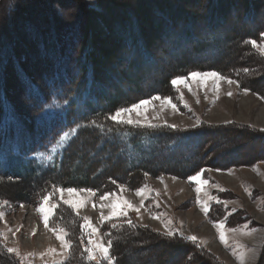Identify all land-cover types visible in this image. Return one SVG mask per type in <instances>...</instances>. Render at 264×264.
I'll use <instances>...</instances> for the list:
<instances>
[{"label":"trees","instance_id":"obj_1","mask_svg":"<svg viewBox=\"0 0 264 264\" xmlns=\"http://www.w3.org/2000/svg\"><path fill=\"white\" fill-rule=\"evenodd\" d=\"M68 1L0 0V199L37 202L54 185L100 194L115 189L113 181L132 186L145 176L186 177L202 169L200 157L206 151L200 148L208 134L201 128L122 125L109 118L138 100L171 97L173 78L212 71L264 96V55L245 43L261 39L264 32L263 1L151 0L149 7L139 9L127 0ZM141 11L158 16L144 27ZM232 17L241 26L232 24ZM152 31L161 33L156 40L150 38ZM17 35L25 38L24 51L17 47ZM249 57L256 62L233 65ZM111 58L124 65L107 74L105 64ZM152 72L156 78L143 83ZM236 130L218 131L228 140ZM190 147L196 155L183 154ZM80 159L87 168L78 167ZM61 205L54 218L69 221L63 223L72 240L71 259L65 264H88L83 253L87 241L80 244L76 237L79 217ZM115 224L108 237L115 264H142L125 258L124 237L129 235L163 244L171 255L184 256L192 249L187 242L180 241L183 247H175L176 241L158 242L159 235L134 223ZM1 255L17 264L0 242Z\"/></svg>","mask_w":264,"mask_h":264},{"label":"rangeland","instance_id":"obj_2","mask_svg":"<svg viewBox=\"0 0 264 264\" xmlns=\"http://www.w3.org/2000/svg\"><path fill=\"white\" fill-rule=\"evenodd\" d=\"M64 1L67 4L69 3L68 0ZM84 1L86 4L91 2V0ZM130 1L131 4L133 2V7L139 9V6L141 8L149 7L148 2L151 0H127L128 5H130ZM259 1L264 2V0ZM172 4L173 2L169 6H172ZM150 7H152L151 4ZM140 15L144 27H146V21L148 22V20L158 16L154 12L145 15L143 11L140 12ZM73 19L78 20L81 18L74 17ZM232 21L231 23H235L236 26V21L239 20L232 17ZM239 25L241 26V23L236 27ZM242 25L247 26L246 24ZM155 27L157 28V26ZM160 28L161 25L158 26V29ZM100 29L96 26V30L100 31ZM160 34L158 31L149 33L150 38L155 40L157 39L155 37ZM17 38V47H20V51H24L22 49L24 48L22 44L24 45L25 42L23 41L24 36L17 35ZM257 43H264V39H258ZM114 47L113 54L115 55L117 46ZM255 50L260 53L259 49L255 48ZM247 60L237 59L233 62V65L242 67L247 66L249 61H254L250 57ZM123 65L124 61L120 62L119 59L111 58L105 64V69L108 74L111 69H114L115 72ZM155 78L156 72H152L143 80V83ZM260 79L261 83H264V73ZM228 80L234 83L229 84ZM187 84L191 91L184 84L174 86L172 98H169H171L172 104L176 105L175 109L170 105H165L162 100L149 98L144 99L150 101L148 105H144L130 113H122L120 119L139 121L141 126L152 123L176 125L175 128H171L178 130L193 127L201 128L203 134H208L205 144L200 148V152L206 151L205 156L200 157L204 165L202 169L196 170L186 177L170 174L145 176L137 183L138 185L133 184L132 186L124 182H115V189L106 192L110 194L109 200L106 201L99 199V196L105 192L96 193L95 197H90L88 192H82L80 196L87 198V203L79 209V224L77 226L80 227V224L83 223L80 217H89L91 224L99 229L98 234L103 236L104 243L107 245L109 237L107 234L110 231H116L111 225L130 220L136 226L145 227L150 233L156 236L159 235L158 242L162 240L176 241L175 247H183L184 244L181 242H187L192 246V249L188 252L187 249L190 248L186 249L187 253L185 252L184 256L180 252L171 255L170 249H165L163 244L157 246L155 241L151 242L146 239L138 241L139 236H137V239L132 235L125 236L126 242L123 244L126 246L125 258L132 263L141 261L142 264H264V159L261 158H264V133L257 130L264 132V96L261 97L249 89L245 92L246 88L241 87L237 81L230 78L217 80L214 77H208L193 80L189 77ZM217 84H219L218 89ZM228 93H231V95H228ZM159 97L164 98L163 96ZM197 100H199V103H197ZM139 102L140 100L133 102V104ZM132 105L124 108H130ZM120 124L127 125V123ZM228 127H235V130L236 127H239L248 133L245 134L236 130L235 133L238 134L227 140V137L225 138L224 134L218 130ZM183 152V154H195L191 147L185 148ZM98 153L100 151L97 150L94 154L98 156ZM208 161H210L211 166H205L209 165L207 164ZM77 163L79 164L78 167L82 169L88 166L84 159H80ZM209 169L211 171H207ZM197 172H202L201 178L208 181L207 185L204 186V192L221 201L217 203L216 199L209 200L208 196L201 192L199 199L201 201L206 200L209 204L207 215L202 211L201 204L198 203L195 182L188 179ZM173 177H176V179L174 180ZM160 178L163 179V182ZM144 185H147L148 189L138 196L136 190ZM118 197L120 199H117ZM64 198H69L67 193H65ZM5 200L0 199V202ZM122 200H128L138 207L140 209L139 213L127 209L126 216L118 215L111 221L102 223L101 212L104 216H108L110 209L108 207L101 208V205L116 203L119 213L125 210ZM52 201L59 204L55 210L62 208L61 204L63 202L60 200L59 193L52 197ZM224 201L229 202L226 207ZM40 202L41 200L33 203L21 202L14 204L8 201L7 205L0 207V211L5 213L4 217L0 218V233H2L0 242L5 250L7 248L18 250L19 255L10 253L17 264H54L55 261L64 260L65 256L71 259V250L61 255L64 250L61 248L60 241L56 238V234L49 230L59 226L68 231L63 221H69L62 216L63 221L60 223L54 218V215L50 217L49 228H45L42 216L36 210ZM93 204H95V207H93ZM45 211H47V208H45ZM71 213L73 216L76 215L73 210ZM219 221H225L223 230L225 231L227 246L220 241L217 228L214 227V222ZM229 229H236V231H229ZM170 230L174 233L171 237L167 235ZM239 231L243 232V235ZM80 236L81 230L76 234V237L80 238ZM190 236L197 237V241L194 243L186 239ZM65 238L70 239L69 237ZM84 241H87L86 236ZM195 247L201 249V251H195ZM49 249H55L56 251L52 253L49 252ZM197 252H201L202 255L193 257ZM30 253L32 255H29ZM41 253H44V255L41 256ZM0 260L5 264H11L2 255ZM92 263L95 264V262ZM113 264H115L114 261Z\"/></svg>","mask_w":264,"mask_h":264},{"label":"snow or ice","instance_id":"obj_3","mask_svg":"<svg viewBox=\"0 0 264 264\" xmlns=\"http://www.w3.org/2000/svg\"><path fill=\"white\" fill-rule=\"evenodd\" d=\"M260 38L264 39V32L260 33ZM245 43L246 44L250 43L254 48L259 49L261 54H264V43L258 44L257 40H255V39L246 40ZM245 71H247V69H245ZM189 77L193 80H195L197 78L205 79L208 77H214L217 80L227 79L225 77L220 76V74L216 73V72L192 71L188 77L181 76V77L173 78L171 80V84L174 86L184 84L186 87H189L187 84ZM228 83L231 84L234 82L231 80H228ZM218 88H219V84H217V89ZM189 91H191L190 87H189ZM245 92H247V89H245ZM193 94H195V93H193ZM228 95H231V93H228ZM152 100H162V102L165 105H170L173 109L176 108V105L172 104L171 98H169V97L161 98L159 96H154V97H152ZM149 103H150L149 100H141L139 103L133 104L130 108H121V109L117 110L115 112V114L109 118L111 120H113L114 122H117V123H127L130 125L136 124L137 126H141L139 121H133L131 119L124 121V120H121L120 117H121L122 113H130V112H132V111H134V110H136V109H138L144 105H148ZM197 103H199V100H197ZM93 123H95V122L93 121ZM147 126L155 128V127H158L159 125L148 123ZM166 126L173 127V128L176 127V125H166ZM207 171H211V169H209ZM145 175H147V173H145ZM201 177H202V172H197L195 175L190 176L188 179L191 182H195V184H196L195 191L198 194V203L201 204L202 211L205 213V215H207L209 212V204L206 200L201 201L199 199V194L201 192H204V186L207 185L208 181L202 179ZM160 179H161V182H163V179L162 178H160ZM173 179L175 180L176 177H173ZM113 183H115V181H113ZM121 188H123V186H121ZM147 189H148V186L144 185L142 188H139L136 190V194L138 196H140ZM82 192H88L90 197L96 196V192L91 190V189H77V188H72V187L62 188V187H58L55 185L53 186V191L49 192L47 195L42 196L40 205L37 207L36 210H37V212H39L41 214L45 228H49L50 217L54 215V210L59 206V204L57 202L52 201V197L56 193H59L60 200H62L63 204L69 206L73 210V212H75L76 215L79 216V209L81 207L85 206L87 203V198H83L80 196V193H82ZM65 193L68 194L69 198H67V199L64 198ZM204 195L208 196L209 200L216 199L217 203L221 202L217 198L209 196L207 192H204ZM109 198H110L109 193H104L103 195L99 196V199L101 201L109 200ZM117 199H120V198L118 197ZM122 203L125 206V210H123L119 213L117 210L118 206L116 203H110L108 205L102 204L101 208L108 207L110 209V213L108 216H104L103 212H101V222L103 223L105 221H111L114 217H116L118 215L126 216L127 215V209H132V210L136 211L137 213H139L140 209L138 207L134 206L133 204H131L128 200H122ZM141 203L143 204V201ZM223 203L226 207L229 202L224 201ZM7 204H8V201H6V200L2 201V202H0V207H3ZM21 207H23V205H21ZM93 207H95V204H93ZM45 208H47V211H45ZM4 215H5V213L3 211H0V218H3ZM80 219L83 221V223L80 224V230H81L80 244H84V238H85V236L87 237V244H84V249H83V253L86 254V255H84V259L87 260L88 264H92V262H95V264H113V256H112L111 251H110L112 248L113 241L111 239H108L107 245H105L103 236L98 234L99 229L91 224L90 218L85 216V217H80ZM131 223L132 222L129 220L128 224L130 226H131ZM224 225H225V221L214 222V227L217 228L220 241L227 246L225 231L223 230ZM111 226L113 228H115L117 225L112 224ZM49 230L53 231L56 234V238L60 241L61 248L64 250V252H62L61 255H64V253L69 252L72 248V240L65 238V237L69 236L68 231L65 228L59 227V226H57L56 228H51ZM229 231L235 232L236 229H229ZM0 235H2V233H0ZM107 235H110V234H107ZM167 235L169 237H171L174 235V233H173V231L170 230L167 232ZM181 235H183V234L181 233ZM186 239H189V240L193 241L194 243L197 241V237H195V236L186 237ZM6 250L8 253H16V255H19L18 250L15 248H7ZM55 251H56L55 249H49V252L55 253ZM29 255H32V254L30 253ZM43 255H44V253H41V256H43ZM67 260H68V256H65L64 260L55 261L54 264H65V261H67Z\"/></svg>","mask_w":264,"mask_h":264},{"label":"bare ground","instance_id":"obj_4","mask_svg":"<svg viewBox=\"0 0 264 264\" xmlns=\"http://www.w3.org/2000/svg\"><path fill=\"white\" fill-rule=\"evenodd\" d=\"M240 232V231H239ZM241 234L243 233V232H240ZM243 235V234H242Z\"/></svg>","mask_w":264,"mask_h":264}]
</instances>
